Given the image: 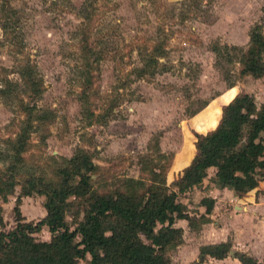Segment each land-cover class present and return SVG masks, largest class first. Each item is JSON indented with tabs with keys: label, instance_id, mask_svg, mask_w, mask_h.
<instances>
[{
	"label": "rangeland",
	"instance_id": "1",
	"mask_svg": "<svg viewBox=\"0 0 264 264\" xmlns=\"http://www.w3.org/2000/svg\"><path fill=\"white\" fill-rule=\"evenodd\" d=\"M256 27L264 36V0H0L1 149L24 126L23 103L33 112L25 120L31 127L18 181L27 172L54 179L83 149L95 164L90 189L139 195L148 184L176 188L196 151L197 129L220 128L214 147L224 146L227 130L258 142L264 125L218 122L221 105L234 93L252 95L256 106L264 103V74L239 73L240 52ZM23 68L41 84L38 93L24 86ZM205 152L215 156L208 147ZM5 164L0 159V168ZM210 182L201 179L178 193L176 211L194 223L175 220L184 228L178 243L186 245L171 253L194 251L199 234L221 215L198 219V200L213 190ZM19 192L16 183L0 195L2 230L14 227L17 217L34 224L45 214L41 191L16 198ZM85 197L78 191L68 197L70 229L83 217ZM220 198L216 210L233 212V197ZM30 235L50 238L44 225ZM88 258L79 255L76 264H88Z\"/></svg>",
	"mask_w": 264,
	"mask_h": 264
},
{
	"label": "trees",
	"instance_id": "2",
	"mask_svg": "<svg viewBox=\"0 0 264 264\" xmlns=\"http://www.w3.org/2000/svg\"><path fill=\"white\" fill-rule=\"evenodd\" d=\"M239 65L240 74L254 77L264 74V36L257 27L249 33V45L240 52ZM29 72V68L21 69L20 77L24 86L38 93L41 84ZM22 108L28 120L32 116V108L26 103ZM35 117L43 119L45 115ZM25 120L15 140L6 148H0V159L6 161L0 168V195L16 183L20 185L16 198L33 190L41 191L45 214L34 224L17 217L14 227L0 229V264H76L77 257L86 254L89 256L88 264H177L167 253L180 241L181 228L174 225V220L183 217L189 224L194 223L193 216L176 211L179 192L197 184L209 166L215 167L213 181L221 186H231L237 195L253 188L260 178H264V143L257 144L255 162L250 168L228 166L216 158H209L204 152V147L217 133L218 128H214L205 134L196 133V151L176 178L175 189L148 184L139 195L101 193L90 189V172L95 164L83 149L76 151L57 169L56 178L27 172L19 182L21 151L25 147L27 127H31ZM230 120L264 123V103L256 106L252 95L237 93L221 107L218 122ZM77 191L86 195L85 208L82 219L70 229L65 211L68 197ZM199 203L204 206V213H208L213 199L202 196ZM13 208L19 211L17 205ZM200 218L206 219L203 213ZM41 225L50 233L48 240H35L30 235ZM75 236L79 238L75 240ZM230 249L229 240L200 245L199 261L206 255L222 258ZM232 256L240 264H260L243 251L233 250ZM198 263L192 261L187 264Z\"/></svg>",
	"mask_w": 264,
	"mask_h": 264
},
{
	"label": "crops",
	"instance_id": "3",
	"mask_svg": "<svg viewBox=\"0 0 264 264\" xmlns=\"http://www.w3.org/2000/svg\"><path fill=\"white\" fill-rule=\"evenodd\" d=\"M221 107L219 110L218 119L220 116ZM237 122H241V121H237ZM244 122H250V121H244ZM254 124L264 125V123H254ZM196 129L197 128H195V130ZM209 129L211 128H207L202 131H198L197 129L196 131L199 133H203L205 130H209ZM233 129H236V128H233ZM227 131L228 133L225 132V134L226 136H230V137L227 140L228 142L225 141V144L223 147L219 146L220 144L215 147L213 146L215 139L218 137V135H220V128H219L216 137L204 147V152L206 151L208 147L209 151L212 150V153L215 154V156H209V158H216L219 161H221L223 164L232 166V167H237V168H242V169L250 168V166L255 162V149H256L255 146H257V143H264V140L260 139L258 142L257 141L254 142L252 140L253 138H250L251 134L249 133H248L249 135L248 136L245 135V138H244L241 136L234 137L233 134H230L231 131L230 132L229 130ZM234 131L235 130H232V133ZM252 134H253V131H252ZM233 137L235 139L232 140L231 142L230 139H232ZM253 143L255 146H252ZM191 157L189 159H191ZM214 171H215V167L209 166L207 168L206 174L202 177V181L204 180L211 181L210 187L213 190L210 192H203L200 195V198L202 196H209L213 199L212 208L208 213H204V206L199 203V200H198V204H199L198 208H199L200 213H203L207 220L211 219L212 217L218 214H221V215H219L218 220L213 221L215 223L213 227L211 228L207 227L208 231L206 233L202 232L201 234H199L200 235L199 238L202 239L199 242V246L203 244L229 240L231 243V249L229 251L231 252H229L226 256L222 258H214V257L206 255V257L202 261H199L200 260V256L198 254L199 246L194 247V251L190 253L182 252L179 255H175L171 253V250L175 246L177 249L178 248L182 249L183 246L186 245V244L184 245L179 244L181 241L180 240L179 243H177L173 248L168 250L167 253L169 257L171 258L173 262L177 264H187L192 261H197L199 262L198 264H240L238 259L232 256V251L238 250V251H243L246 254L252 256L260 264H264V178H260L257 181V184L253 188L247 190L241 195H237L233 191V189H228L224 187L218 188L216 186L218 184L212 181L214 178ZM221 195L222 196L226 195L230 199L233 197L234 200H232L231 202V206L234 209L233 212L229 211L225 214V209H222L223 207L221 208V210L220 208L216 210L215 208L217 205L216 203L218 202L217 200L219 201L221 200L220 198ZM175 220H174V225L180 227L181 233H182V229H184L182 227V224L176 225ZM222 220H223V223L221 222ZM196 241H192V242L196 243ZM188 245L192 246L191 244H188Z\"/></svg>",
	"mask_w": 264,
	"mask_h": 264
},
{
	"label": "water",
	"instance_id": "4",
	"mask_svg": "<svg viewBox=\"0 0 264 264\" xmlns=\"http://www.w3.org/2000/svg\"><path fill=\"white\" fill-rule=\"evenodd\" d=\"M229 252H231V251H229Z\"/></svg>",
	"mask_w": 264,
	"mask_h": 264
}]
</instances>
